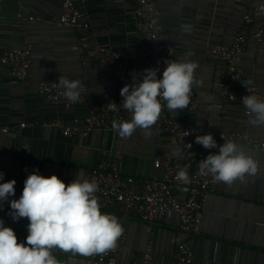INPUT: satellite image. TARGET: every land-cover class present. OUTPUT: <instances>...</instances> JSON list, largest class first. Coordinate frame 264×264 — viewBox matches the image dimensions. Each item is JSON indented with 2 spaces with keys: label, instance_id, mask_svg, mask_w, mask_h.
<instances>
[{
  "label": "crops",
  "instance_id": "obj_1",
  "mask_svg": "<svg viewBox=\"0 0 264 264\" xmlns=\"http://www.w3.org/2000/svg\"><path fill=\"white\" fill-rule=\"evenodd\" d=\"M163 32L173 48L174 59L198 64V86H193L197 108L168 112L186 128L198 131L242 132L264 139V125H252L243 105L221 95L223 63L211 56V48L229 45L252 9L256 28L264 11V0H156ZM83 13L81 28L57 29L52 19L60 12L56 0H2L0 4V55L6 49L30 45L32 62L23 80L14 79L0 64V128L28 123L18 133H0V172L4 181L15 180L18 199L28 174L34 170L45 177L56 175L66 185L82 171L87 178L107 150L120 152L124 176L137 179L160 177L163 169L154 160H177L174 136L151 127L137 128L128 139L107 131H95L84 139L64 137L59 129L41 125L50 120L71 121L89 114V102L101 101L105 93L123 100L120 90L131 84L133 75L147 69V44L134 25V5L130 0H75ZM33 17L32 21L26 20ZM92 43L128 56L123 79L109 67L88 58L79 50ZM241 83L264 92V53L256 50L252 35L237 61ZM66 77L83 85V103L65 107L45 101L38 93L44 80ZM211 96L213 102H205ZM259 162L260 171L245 183L231 186L216 182L202 207L200 235L191 237L178 230L174 219L155 225L148 232L140 221L121 218L126 229L116 264H141L147 244L153 250L151 264H173L172 255L181 242L194 253L193 264H264V152L244 149ZM3 207L9 208L7 203ZM18 242L26 236L12 224ZM59 264H85L89 256L53 249Z\"/></svg>",
  "mask_w": 264,
  "mask_h": 264
},
{
  "label": "built area",
  "instance_id": "obj_2",
  "mask_svg": "<svg viewBox=\"0 0 264 264\" xmlns=\"http://www.w3.org/2000/svg\"><path fill=\"white\" fill-rule=\"evenodd\" d=\"M60 6V12L52 19V24L57 29L80 30L83 13L76 8L75 0H56ZM2 0H0L1 4ZM134 5V25L138 33L147 44V69L159 68L161 71L165 62L176 61L174 59V48L163 32L160 12L156 0H130ZM26 20L32 21L33 17ZM253 10L250 9L243 18V26L239 33L233 36L229 45L218 44L211 48V56L223 63L224 74L221 84V95L229 101L241 105V97L255 95L264 100V92L254 85L247 86L241 83V70L237 67L239 57L244 53L249 36L255 43L256 50L264 53V11L261 22L256 28ZM82 50L88 58L103 63L109 67L112 74L118 78L125 77V69L128 56L106 47L92 43H81ZM32 47L25 45L6 49L0 55V64L7 66L10 75L17 80L27 77L32 62ZM159 75V73H158ZM55 80H44L38 85L39 95L47 102L60 103V90L55 86ZM162 111L156 124L152 127L163 130L174 136L178 149L182 155L177 160L165 159L154 160L155 169H163L160 177L137 179L133 176H124L120 168L122 155L120 152L107 150L104 152L98 165L89 170L87 179L94 181L99 186L95 194L102 213H108L118 218H129L140 221L146 225L148 232L153 227L166 220L174 219L178 230L182 234L196 237L200 235V223L202 218V207L207 195L213 191L216 181L211 175L201 176L198 163L210 152L217 150H206L194 143L196 135L211 133L217 144H223L224 139L231 140L243 149L264 152V139L254 138L242 132H213L198 131L183 127L178 120L168 112L166 102L161 99ZM65 107H71L78 102H63ZM115 103V105H113ZM197 97L195 92L190 93L189 105L181 111H193L197 108ZM245 115L249 117L245 109ZM131 113L127 112L122 105V99L113 93H105L101 101L89 102V114L83 119L71 121L50 120L42 122L41 125L59 129L64 137H78L84 139L95 131H107L116 134L112 128L113 121L130 120ZM29 126L28 123L10 125L0 128V133L14 135L21 129ZM186 144H191L190 149ZM187 168L190 183L183 184L175 179L178 171ZM0 219L6 224L19 226L27 235L26 218L13 222L7 215L9 208L3 207ZM123 233L118 239L116 247L105 253L90 255L85 264H116L117 258L124 243L126 229L121 224ZM153 250L147 244L142 253L141 264H151ZM173 264H193L194 253L186 242H181L173 252Z\"/></svg>",
  "mask_w": 264,
  "mask_h": 264
},
{
  "label": "clouds",
  "instance_id": "obj_3",
  "mask_svg": "<svg viewBox=\"0 0 264 264\" xmlns=\"http://www.w3.org/2000/svg\"><path fill=\"white\" fill-rule=\"evenodd\" d=\"M165 62L163 70L144 69L133 75L132 83L120 90L123 108L131 113L130 120L113 121L111 128L122 138L131 137L137 128L150 129L156 124L162 111L161 99L166 108L175 112L190 103L193 86H198V64L188 59ZM159 73V75H158ZM55 86L60 96L68 102L83 103V85L79 80L59 77ZM247 89L246 84H242ZM205 102H213L211 96ZM241 102L251 117L252 125H264V100L255 95L241 97ZM115 105V103H113ZM218 145L211 133L196 135L194 143L210 152L198 163L201 176L211 175L216 182L231 186L236 181L245 183L248 177L260 171L259 162L247 155L237 143L224 139ZM191 144H186L190 149ZM174 155L182 152L176 149ZM176 180L190 183L187 168L178 171ZM4 181L0 172V212L7 203L13 222L26 218L27 235L18 242L11 227L0 219V264H59L53 249L90 256L105 253L116 247L123 228L118 218L100 211L97 196L99 186L89 181L80 171L67 185L56 175L45 177L34 170L27 175L18 199L15 196V180Z\"/></svg>",
  "mask_w": 264,
  "mask_h": 264
}]
</instances>
